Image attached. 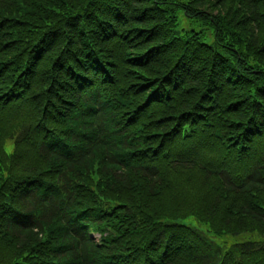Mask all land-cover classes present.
Listing matches in <instances>:
<instances>
[{"label":"trees","instance_id":"1","mask_svg":"<svg viewBox=\"0 0 264 264\" xmlns=\"http://www.w3.org/2000/svg\"><path fill=\"white\" fill-rule=\"evenodd\" d=\"M0 264H264V0H0Z\"/></svg>","mask_w":264,"mask_h":264},{"label":"rangeland","instance_id":"2","mask_svg":"<svg viewBox=\"0 0 264 264\" xmlns=\"http://www.w3.org/2000/svg\"><path fill=\"white\" fill-rule=\"evenodd\" d=\"M176 18H177V26L175 28L176 35H182L185 31H194L199 32L202 36V41L205 44H213L214 35L213 28L210 26L211 23L209 20H201L195 18H188L184 15L183 10L181 8H176ZM12 150V144H8L6 147L7 153H10ZM183 224L192 225L194 227H198L202 231H206V226L204 224H198L193 217H188L180 221ZM214 242H216L222 249H226L233 244L241 243L245 241L248 236H214L213 234H209Z\"/></svg>","mask_w":264,"mask_h":264}]
</instances>
